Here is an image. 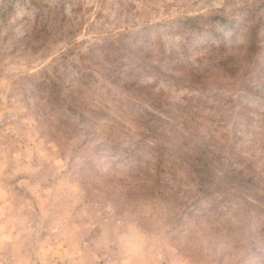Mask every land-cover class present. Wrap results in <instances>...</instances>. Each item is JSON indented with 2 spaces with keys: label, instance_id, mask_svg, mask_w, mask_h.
<instances>
[{
  "label": "rangeland",
  "instance_id": "rangeland-1",
  "mask_svg": "<svg viewBox=\"0 0 264 264\" xmlns=\"http://www.w3.org/2000/svg\"><path fill=\"white\" fill-rule=\"evenodd\" d=\"M249 8L264 13V0H0V264H264V50L237 69L226 51H205L210 19L186 46L164 31L172 19ZM228 31L239 60L249 26ZM164 45L186 49L184 66L209 77L191 84L177 70L151 71ZM111 65L141 88L87 80ZM40 69L64 80L61 92L79 71V101L62 107L31 92ZM89 104L100 110L87 113L95 144L126 145L153 127L161 177L125 162L117 170L137 185L161 178L160 191L116 187L72 149L82 133H55L53 121ZM201 150L219 160L210 175L221 189L200 185L189 158Z\"/></svg>",
  "mask_w": 264,
  "mask_h": 264
},
{
  "label": "trees",
  "instance_id": "trees-1",
  "mask_svg": "<svg viewBox=\"0 0 264 264\" xmlns=\"http://www.w3.org/2000/svg\"><path fill=\"white\" fill-rule=\"evenodd\" d=\"M221 11V12H219ZM248 14H245L243 12H240L239 14L235 15V11L229 14L228 17L224 16L222 14V10H217L212 13L210 17H207L202 14H198L196 16H190V17H184V18H176L167 21L164 23L165 27L168 30L166 31H173V33H179L181 35L185 36V42L182 46H186L188 44L187 39L191 34H194L197 32V25L200 24L198 21L200 19L208 20L210 19L211 22H213V27L211 28V36L208 37L205 44V51H209L208 49H211L213 52L214 50L221 49L226 51V57L229 58V60L232 61V63L236 66L237 69L241 68V65L249 64L247 62V58L249 57H255L256 60L259 59V55L264 50V45L261 44V38H259V28L262 25V19L264 13H259V9L257 8H249L247 10ZM219 22V23H216ZM217 25H221L223 29H218ZM242 25H248L249 26V35L250 40L247 48L245 49V55L241 56L239 60H235L236 55L234 54L233 50L236 51V47L228 44V36L230 29L232 30H239ZM198 30H204L202 26H199ZM147 29H150L151 27L146 26ZM145 28V29H146ZM181 47V46H180ZM207 47V48H206ZM211 47V48H210ZM92 49L94 46L91 47ZM228 49H231L228 53ZM186 49L180 50L179 48H171L167 47L166 45L161 46V53L159 57H153L150 56V69L151 71H157L158 73L175 77L174 71L177 70V73L179 74L178 78H184L188 79L191 84H197L203 82L204 78L209 77V74H207L205 71L198 70L195 67H187L184 66V60H181L180 54L186 53ZM153 54V53H152ZM206 54V53H204ZM231 56L234 58L232 59ZM255 60V61H256ZM246 63V64H245ZM183 66V67H182ZM149 70V68H147ZM150 71V72H151ZM45 74L43 77L38 78L37 83L33 84V88L31 92H35V89H38L39 91H42V96L46 98V100H50L52 98L56 99V101L61 102L62 101V107L67 103L69 105L70 101L72 103H76V100L79 101L77 98H75V93L77 90L80 89V85L76 84L78 82H81L83 80L80 77V73L78 71V75L75 77L78 79L77 82H71L69 86H66V91L61 92V90L58 87V80L64 81L63 79H60L59 75L56 76L55 80H53V75L46 73L45 69H40L38 72H35V74ZM118 68L114 65H111L109 67H105L101 70V73H99V76H95L92 73H89L88 79H91L92 76L94 80L96 79V82L100 84V81H105L103 78H105L109 83H115L117 86H120L121 88H125L124 90H130L133 85L136 87L141 88V84L136 85L138 82L134 81V78L121 76ZM126 76V75H125ZM124 79V80H123ZM119 80H122L121 82H118ZM54 81L55 87H50V84ZM106 82V81H105ZM117 82V83H116ZM88 83V82H87ZM57 86V87H56ZM99 86L92 87V90L95 93V90H99ZM101 105H104L106 108H110L111 104L109 100L102 99L100 101ZM103 103V104H102ZM89 106V107H88ZM88 106H82L81 109L73 108V114L76 116L75 120L72 118V114L68 113L66 117L64 118H57L56 121H53V125L55 127V133L59 129H61V133H64V135H67L69 133V126H73V132L77 133L80 132L83 134V137L79 141V145L76 143V145L72 148L75 149L76 152L80 153L82 157H85L84 163L87 165L92 166L94 170H96V173L99 177L106 176L107 178L111 177V184L117 186H128V187H135V189L141 190L145 189L146 191H153L155 192L160 191L162 189L161 187V178L154 179L153 182H147V180H141L139 182L140 184H135L134 179H136L134 176L132 178H129L123 174H120L117 170L118 163L119 162H125L129 163L130 166H134L133 169H144L148 172V174L153 175H159L161 170V163L163 159L164 150L163 148H160L159 145L151 144V142H147L148 137H154L152 134L148 133H154L155 130L151 129L152 126H148L147 130L148 133H145V136H142L140 138H133L129 140V142L124 145L120 140L114 139V138H106V141L100 142V143H93V138L91 137L92 130H91V119L90 116L87 114L88 112H93L94 110L100 111L98 108V105L96 104H89ZM100 106V104H99ZM66 110V109H64ZM99 121H102L103 118L99 117ZM50 133H52V130H50ZM59 135V134H58ZM60 136V135H59ZM72 138V136H71ZM155 140V138H154ZM155 143V142H153ZM78 146V147H76ZM155 158V160H153ZM191 162V166L196 169H194V172L197 171V176H199L200 180L199 183L201 186H207L209 187L208 190L210 191H216V189H221L220 185L218 186H211V179L212 176L210 175L211 171H213L215 168L218 170V173H221L220 164H218L219 160L216 158V156H210L208 152L205 150H201L197 153L196 156L189 158ZM151 165H154V168L151 170ZM192 173V175L194 174ZM99 173V174H98ZM217 180L222 178V176H219L221 174H217ZM156 177H161L156 176ZM113 179V180H112ZM160 181V182H159ZM242 180H237L235 184H241ZM243 185V184H242ZM143 191V190H142ZM198 202V201H197ZM194 203L196 201L194 200Z\"/></svg>",
  "mask_w": 264,
  "mask_h": 264
}]
</instances>
